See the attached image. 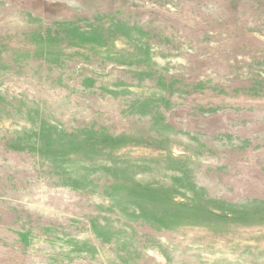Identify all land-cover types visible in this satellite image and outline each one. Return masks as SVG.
Wrapping results in <instances>:
<instances>
[{
  "label": "rangeland",
  "instance_id": "1",
  "mask_svg": "<svg viewBox=\"0 0 264 264\" xmlns=\"http://www.w3.org/2000/svg\"><path fill=\"white\" fill-rule=\"evenodd\" d=\"M0 264H264V0H0Z\"/></svg>",
  "mask_w": 264,
  "mask_h": 264
}]
</instances>
